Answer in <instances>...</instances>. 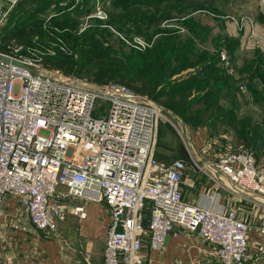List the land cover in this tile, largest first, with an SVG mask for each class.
<instances>
[{
	"label": "built area",
	"instance_id": "built-area-1",
	"mask_svg": "<svg viewBox=\"0 0 264 264\" xmlns=\"http://www.w3.org/2000/svg\"><path fill=\"white\" fill-rule=\"evenodd\" d=\"M6 1L0 23L17 0ZM47 20L50 39H64ZM57 44L66 52L63 41ZM55 51L43 45L24 51L15 43L0 48V206L12 195L35 229L53 234L63 217L57 197L102 202L108 212L103 264H141L143 243L159 249L174 225L211 245L218 264H244L247 223L235 201L256 204L264 215V163L248 149L212 155L190 143L185 157L156 158L157 119L164 116L155 101L124 84L91 87L44 67V54ZM219 54L232 70L227 53ZM97 97L108 101L105 115L92 114ZM186 171L201 174L204 190L225 193L222 210L183 199ZM72 211L86 215L84 203ZM258 232L264 244V216Z\"/></svg>",
	"mask_w": 264,
	"mask_h": 264
},
{
	"label": "rangeland",
	"instance_id": "rangeland-1",
	"mask_svg": "<svg viewBox=\"0 0 264 264\" xmlns=\"http://www.w3.org/2000/svg\"><path fill=\"white\" fill-rule=\"evenodd\" d=\"M74 1L77 2L78 0ZM257 3L264 8V0H88L87 5L91 7L89 11L79 14L74 11L70 13L75 18V23L54 22L57 26L62 25L60 27L63 29L73 32L72 34L77 35L79 39H68V36H66V39H45L42 42V40L37 39L38 27L33 26L32 23L35 17H39L42 25L46 19H48L47 23L50 24L51 18L59 14L55 8L57 5H50L48 2L46 6L47 9L49 8L48 11L43 10L46 13L36 11L27 14L9 32L4 28L8 18L7 12L0 23V48H5L8 43H15L21 45L22 50L25 51L28 45L39 48L43 45L44 47L56 48V53L62 51L57 47V43L61 40L67 47L66 52L61 55H58V53H45L44 56H46L42 59L44 67L57 69L65 74L84 79L91 87L119 83L124 84L133 91L146 95L148 98L152 97L153 101L161 108L164 116L159 117L157 123L168 125L176 135L178 142L174 146H178L186 152L187 144H192L191 136L193 134L197 135L202 129L205 131L206 138L201 146L195 147L192 144L195 150L204 147L209 154L215 155L227 150L248 149L258 163H264V85L260 89V94L263 97L261 101H255L251 97V94L246 91L244 81L240 82L241 88L238 84L235 91L231 89V92L233 91L235 95L233 101L238 102L237 106L233 107L232 113L237 119L248 118V127L252 125L248 129H240L238 126L232 127L220 122L216 123L214 127L211 125L201 127L198 125L199 118L193 117L192 120L195 123L183 120L186 119L184 113L187 109L181 114L175 113L163 107L162 102L152 96L157 87L161 86L168 78L172 79L179 73L192 69L191 67H185L177 72L179 69L177 67L184 55H177L176 58H173L174 52L165 50L168 46L167 42L155 43L157 37L164 35L162 34L164 32L158 30L175 27L181 43L184 39L194 40L193 45L190 43L193 51H196L197 48L212 51L217 49L216 44L219 45L217 52L219 64L223 67L219 53L221 50L227 51L224 45L220 44V39H229V37L223 33L213 32L208 25H203L200 31H197L195 26L194 28L186 26L187 30H182V24H178V21L191 17L192 12L194 13L201 8L213 11L214 14H218V17L215 18L221 17V20H225L226 18L222 15H236L238 10L247 13L252 12L251 10L257 9ZM246 7L249 9H246ZM192 18L195 20L196 17ZM187 23L189 24V21ZM220 23L223 24V21ZM30 34L33 35V41L29 44L27 35ZM135 37L141 38L142 45ZM234 45L235 43L233 47ZM236 48L237 46H235ZM164 51L168 54L167 57L172 58V61L169 59H150V57L157 54L162 58ZM48 55L52 56L48 57ZM233 57H237L236 52ZM240 57V54H238L237 59ZM237 59L234 62L231 61L230 68L233 70L234 67L238 69L237 67L240 65ZM54 60H64V67L55 65ZM167 69H172L173 73L167 71ZM173 89L178 90L179 86L177 85ZM231 94L229 99L233 102ZM159 97L166 99L163 95ZM193 99L197 101L194 109H199L211 97L199 100L195 94ZM231 102L230 104H225L222 101L220 103L223 107H226L231 105ZM107 105V100L97 97L92 114L105 115ZM207 131H210V134H207ZM250 135L255 137L256 145H252L253 138H249ZM247 138L249 141L246 142ZM63 187L58 185L56 189L58 191ZM58 219L56 218V222Z\"/></svg>",
	"mask_w": 264,
	"mask_h": 264
},
{
	"label": "crops",
	"instance_id": "crops-1",
	"mask_svg": "<svg viewBox=\"0 0 264 264\" xmlns=\"http://www.w3.org/2000/svg\"><path fill=\"white\" fill-rule=\"evenodd\" d=\"M78 1L84 3L85 0ZM0 3L6 7L9 2L0 0ZM256 8L250 9L252 12L249 13L238 10L236 15H222L225 20H221V17L215 18L218 14L204 8L192 12L191 17L195 16L200 25L210 26L213 32L223 33L229 39H234L235 45L230 46V51L233 54L236 52L237 57L240 54L241 57L237 59L231 53L233 62L237 59L240 64L242 58L250 57L255 52L262 55L264 60V8L258 3ZM222 21L223 24L220 23ZM182 28L187 30L185 26ZM224 40L220 39L221 45H224ZM229 96L230 92L225 90L221 93L219 101L230 104ZM237 104V101H233V107ZM157 125L160 129L159 136ZM157 125L153 155L163 160L185 157L186 152L174 146L178 142L174 131L164 123ZM191 138L195 147L201 146L206 138L205 131L200 129L197 135L193 134ZM181 187L182 197L187 202L211 210H222L225 193L221 190H204L200 173L186 171L181 179ZM58 191H65V188ZM64 197H57L64 216L57 220L56 233L49 234L33 227L25 208L15 197L4 195L0 206V264H103L108 224V212L104 204L85 201L79 197ZM79 203H84V217L72 211V206ZM235 203L239 216L247 223L249 258L244 264H264V244L258 232V225L264 215L259 211L258 205L244 199H237ZM212 250V246L202 241L196 232L186 231L174 225L159 249H150L143 243L141 264H218Z\"/></svg>",
	"mask_w": 264,
	"mask_h": 264
},
{
	"label": "trees",
	"instance_id": "trees-1",
	"mask_svg": "<svg viewBox=\"0 0 264 264\" xmlns=\"http://www.w3.org/2000/svg\"><path fill=\"white\" fill-rule=\"evenodd\" d=\"M48 2L50 5L56 4V11L59 12V14L54 15L51 18L50 26H56L59 28L60 30L58 33L64 39H66V36H68V39H79L77 35L74 36V34H72L73 32L63 29L60 27L62 26L60 24V26H57L54 24V22L57 21L71 24L75 23V18H73L70 13L74 11L79 14L89 11L91 7L87 5L88 0H85L84 3L81 1L75 2L74 0H18L8 11V18L6 20V24L4 25L5 30L8 32L13 30L17 24L22 21V17L26 16L27 14L34 13L36 11H48L49 8H46ZM40 21L41 20L39 17H35L32 25L38 27L39 32L37 39L44 42L45 39H50L52 36L43 27ZM188 21L189 24L187 23ZM178 24H182V26H187L188 28H194L195 26L197 31L202 30L201 28L203 26L200 25L196 19L194 20L190 16L186 17V19L182 21H178ZM158 31L164 32L162 33L164 35L157 37L155 43L167 42L168 46L165 48V50L174 52L173 58H176L177 55H184V57L180 60L179 66L177 67L179 68L177 72L185 67H191L192 69L187 70L186 72H181L172 79L168 78L167 81H165L161 86L157 87L156 91L153 93L151 92L152 96L158 98L162 102L161 105L163 107L168 108L175 113L177 112L181 114L187 109L184 113L186 115V119L184 118L183 120L195 123L192 120L193 117L199 118L198 125L201 127H207L209 125L214 127L218 122L225 123L229 126L231 125L232 127L238 126L240 129H248L249 127H252V125L248 127V118L237 119L234 117L235 115L232 113L233 102L231 105L223 107V105L219 102V96L225 90H228V92L232 93L237 88V85L244 81L246 91L251 94V97H253L255 101L263 100V97L260 94L261 86L264 85V60L262 55L255 52L253 56L243 58L239 67H237L238 69L234 67V70H228L219 64V57L217 53L219 45L216 44L217 49L212 51L199 48H197L196 51H193L190 43L193 45L192 42H194V40L184 39L181 43V39L178 38L179 34L178 32L176 33L175 27L161 29ZM27 37V39H29L27 42H29V44L32 43L33 35L30 34L27 35ZM234 43V39H225L223 41L224 47L232 62L233 59L230 51L232 48H230V46L232 47ZM166 51L163 52L164 56L162 58H160V56L157 54L153 57H150V59H169L172 61L171 57H167L168 54ZM57 53L58 55H61L65 52L57 51L54 54ZM49 56L52 55H48V57ZM63 61L64 60H54L53 63H55L57 66L64 67ZM171 70L172 69H167V71ZM177 85L179 86V89H173L174 87H177ZM231 89L233 90L232 92ZM195 94L199 100H205L206 98L211 97L210 100H207V102H205L202 107L199 108L200 111L199 109H194L196 108L194 107L195 104H197V101L193 99ZM160 95L165 96L166 99L164 100L163 98H160ZM231 97L233 101L235 95L232 93ZM151 98L152 97H150V99ZM171 130L173 131V129ZM207 134H210V131H207ZM159 135L160 129L157 125V136ZM249 138H253V141H255H252L251 143L252 145H256L255 137L250 135ZM247 141H249L248 138L246 139V142Z\"/></svg>",
	"mask_w": 264,
	"mask_h": 264
}]
</instances>
